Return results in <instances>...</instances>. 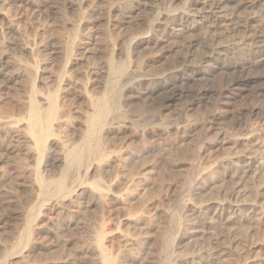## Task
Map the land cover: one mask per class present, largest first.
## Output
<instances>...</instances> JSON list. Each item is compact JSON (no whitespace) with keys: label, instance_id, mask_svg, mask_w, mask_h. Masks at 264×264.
Wrapping results in <instances>:
<instances>
[{"label":"rangeland","instance_id":"374dc122","mask_svg":"<svg viewBox=\"0 0 264 264\" xmlns=\"http://www.w3.org/2000/svg\"><path fill=\"white\" fill-rule=\"evenodd\" d=\"M49 1L52 4L54 2L55 3L53 5L52 4L46 5L44 6V8L42 7L37 8L35 6H32L31 4H26L25 0L22 1L0 0V14L5 12V15L7 16L10 15L9 19L13 21L14 30H15V35L10 39L12 44L2 43L3 41H0V56H2L3 54L4 55L7 54L11 57L10 66L7 68V70H5V72L2 75H0V107H1L0 120L1 118L3 119L1 120L2 123V125H0L1 127L5 125L6 121H11L12 119H16V118L17 119L23 118L24 116L21 115H25L27 111V109H24V107L27 108V101H28L27 96H29L28 93L30 94L29 90L31 89L30 85H32V78L29 77L28 71H26L28 74L22 72H25V70H27V68H29L30 66L37 64L41 66L45 64V66L47 67L46 70L47 72L45 73L46 81L44 86L45 87L44 93L46 92L50 93L52 91L55 92L56 88L58 90L59 88L58 87L59 83L57 80L58 76L63 72V68H65L64 66H66L67 64L66 63L67 57L65 58L66 52L64 53L65 51L64 49L66 45L65 43H67V41L70 39L71 36L77 33L76 29L77 31L79 30L78 32L80 33V35L78 33L79 37L77 38L78 41L76 42V46L78 45L77 46L78 49H76L74 55H77L78 57L73 56V58L76 59L78 58L79 60L73 59L74 60V63L72 60L73 65L71 64L70 68L69 69L67 68V70L69 71L68 75L71 76L72 78L70 82L72 84H70V86H66L65 89L62 88L63 89L62 93L68 92L69 94L66 98L67 103L69 105V106L67 105L68 107L66 106V110L67 113H70L72 122L77 121L78 117L82 116V113L86 110V101L84 98V94H85L84 92L87 84L94 85V87L97 88L96 91L98 93H102L104 91V85L106 84L107 81L106 80L107 74H106V69L102 67L107 62L110 55L112 57L114 54V59L115 61L117 60L116 62H119L121 64L122 63L126 64L127 68L129 69L132 68L133 70L131 69V71H134L135 73V75H133L135 76L134 79L137 78L138 76L155 77L164 73L165 70L167 71V69L176 66L178 63L180 64L183 61L186 53H188V51L190 50L189 43L194 42L199 45L198 42H201L200 36H194V35L191 36V33L176 32L177 29L179 30L181 28L180 24L182 22L180 21L174 22L173 18L167 19L168 20L167 25L169 24L167 30H165L164 27H158L156 23V21L159 22L158 19L161 18L166 19L165 14L168 11L167 9L176 12H179L181 10L190 11L189 9H191V6L188 3V1L190 2V0H173V1L172 0H141V1L114 0V2L111 0H90L91 2L87 0L90 5L87 6L88 2H86V4L84 3L82 5V9H80L79 6L75 5L74 3V1L77 3L78 0H66V1L49 0ZM117 1L119 3H117ZM251 1L257 3V6L256 5L253 6L251 8L252 10L246 9L247 11L241 9L240 10L241 13L238 12L235 15L237 17H234L236 19H234V24L232 26L233 28L232 27L230 29L223 28L222 30L221 28H218L213 30V32L208 33L207 35L209 37H216L219 41H222L223 44L224 43L236 44V42L237 43L244 42V40H242L244 38L243 29L241 31L237 25L244 24L243 22L247 21L249 18L251 21L250 25L253 27V30L259 29V31H262L264 33V21H262L264 20V12L261 11L260 6H258L259 3L257 2L258 0L256 1L251 0ZM123 2L125 3L130 2L129 6L131 7H135V8L140 7L133 14V17H137L138 20L137 18H134L135 20H137L135 24H124L122 26L116 25L117 27L114 25L115 27L114 28L113 24L116 23L115 21L116 19L115 16L113 15L116 14L111 10L112 8H114V6H116L117 8L120 7L122 9H125L126 7L129 8L128 4L127 3L122 4ZM262 2L264 3V0H262ZM111 4H114V6ZM150 4L152 7H149ZM123 5L126 6L124 7ZM169 5L171 8L169 7ZM22 6L24 7L22 8ZM63 8H66L65 9L66 12H64L65 14L63 13L64 10ZM77 8L80 9V12ZM1 10L3 11L1 12ZM81 10L85 13L81 12ZM18 11H20V15ZM242 11L244 12L242 13ZM256 12L257 14H255ZM15 14L17 17L15 16ZM66 15H68V17L70 18L66 17ZM240 15H242V17ZM64 17L66 19L68 18V20H66ZM81 17H84L83 21L86 23V25L83 26L82 24L81 26L83 27H79L80 29H78L76 28L79 26V23L77 22L81 21ZM2 20L3 19L0 18V25L4 24V21ZM234 26L236 27V29ZM150 31L151 33L153 31L154 34H151ZM214 32L215 34L213 35ZM148 34H150V36H152L155 39V44L153 46H151L150 48L146 46L138 48L135 45H133L135 38L139 36H145ZM239 34H242V36L240 37ZM79 38L81 39V41ZM195 39H197L198 41ZM23 48H27L28 52L26 50H23ZM30 48L33 50L34 53L33 52L31 53ZM53 48L54 51L52 50ZM77 50L80 51L78 52ZM181 51H183V53ZM193 51L194 50H192V52ZM77 52L80 55L77 54ZM81 52L82 53L84 52V55ZM98 67H101V69ZM262 68L255 69L254 71L252 70L244 74V76H247L249 80H253V81L249 84L248 87L242 88L243 90L240 91V93L236 96L234 103L230 108L228 109L222 108L220 110L221 112L220 111L218 112L220 113L218 117L219 120L217 119L214 122L215 124L213 123L214 127L212 125L211 126L212 128H210L209 131H206L203 128L202 120L204 119L202 117L203 112H201L202 115V116L200 115L201 118L197 119V121L195 119L196 122L193 121L194 123L197 124V130L195 131L196 133L193 132L191 135H188L185 138H181V140H175L171 136H166L160 139L159 141H157L155 143V147L151 148L147 152L144 151L142 158L136 164L137 166L135 164L132 166L126 165V167L123 168L124 170L122 172L127 174L128 177L133 173H135L133 174V176L136 177L135 183L123 187L124 189L122 191V193H126L128 200V201L126 200L127 202L125 201L126 203L123 204V207H126V209L133 210L134 215L121 212L119 216L114 217L115 219L114 218H111L113 220L109 219L110 221L109 220L108 221L110 223L107 221L106 223L108 224L105 223L106 228L104 227L103 229L106 232V234L108 233L107 236H109L110 234L112 235L111 236L112 239L107 240L108 242L106 241L105 243V246L107 247V251L112 255V257L117 256L119 258L118 259L119 263L128 261L129 263H136V264H172V263L174 264V263H178V260H180L181 258L192 259L193 256L196 260H198L197 258H199L200 255L204 256L206 254L211 253L210 250L213 247V243L211 242H213V238L218 236L217 234H221L222 232L221 226L219 224L216 225L217 223H214L213 225H209L208 223L210 221L207 220L203 222L204 220L202 221L201 220L202 217H201V219L199 218V220H201L202 223L199 222L197 226H200L202 228H199L197 230L188 229V225L192 224L193 222H196V218L193 219L194 217L191 216H183L182 209L185 208V206L188 204L190 200L191 201L196 200L193 201L194 202L193 204H195L197 207H201L204 211V214L206 213L210 214L211 212H213V210H215L217 206V203L219 202V200H217V187L215 186H221L222 184H225L229 180V178L225 174H229V172H231L230 170L232 168L231 162L235 160L237 157H239V155H242L241 152L243 154L244 152H246L244 150L248 148L247 146L249 140L255 141L257 139V136L259 134H262L260 127L258 129L259 123L262 120H264V105H263L264 104V67ZM95 71H97L96 72L97 74L94 73ZM84 72H87V74ZM22 75L23 77H21ZM213 78L215 80H213ZM230 78L232 79V76L227 77L225 75H221L220 73H216L215 75L212 76V78L211 77L208 78V83H205L207 85L203 83L202 84L199 83L198 86L197 84L193 86L194 87L197 86L196 91L206 86L209 88L213 87L214 89L213 95H216L221 88L226 86L227 80H230ZM191 87L192 85H190V88ZM194 87H192L191 89L193 90ZM254 88L257 90H255ZM252 89L255 90V93H253L254 91H252ZM193 91L194 92L192 91L190 92L189 86L183 91L182 94L183 99L180 103H177V107H176L179 108L180 110L175 108L172 110L173 111L172 113H166L163 115L162 108L165 98L168 95L166 93L165 95L164 93H161V94H157V96L156 95L153 96L152 97L153 99L151 98L150 100L144 98L124 100L122 98L120 99L122 102L119 100L121 105L120 108L121 110H116L113 114L116 118L124 113L127 114L128 117H130L129 119L125 120V122H128L127 123L128 125L134 123L135 127L132 126V129L130 130L131 133L129 132L131 135H134L136 133L141 134L145 130L151 131L152 129L149 128L152 127L153 129L156 128V129H160L161 131L167 130L173 134L175 133L177 128L181 127L180 125H182L183 127L186 126V123L184 122L183 119L186 109L183 106L186 103H188L189 100H191L192 97L190 96H193L194 93H196L195 88ZM256 93L258 95L261 94L259 95L260 98H258L259 96L256 95ZM217 99L218 97L214 96V101ZM259 104H261L262 106H259ZM160 106H161V110H160ZM252 107L260 108L261 115L260 116L258 115V117L257 115H250L249 111L253 109ZM19 109L24 114L23 113L21 114ZM195 109L199 110V107H195ZM224 109L227 112H225ZM176 111L177 112L179 111L180 113L177 114ZM3 112L5 115H3ZM11 115L12 118L10 117ZM166 116L168 117L166 118ZM73 117L75 119H73ZM256 117L258 118V122L260 121L259 123L257 122ZM158 119L160 120V122ZM165 120H166L165 125L161 126V122ZM123 122L124 121H122L121 124H123ZM197 122H200L199 125ZM115 123H118V121H115ZM240 124L242 126H240ZM157 125H159L158 126L159 128L157 127ZM240 127L241 129L239 130ZM0 129L3 131L4 128L2 127ZM139 130L140 132L142 130L143 131L141 133L137 132ZM70 132H68L67 134L61 133L60 136L62 137L63 135V137H65L63 138L65 139L64 141L66 142L70 141V140L68 141V138L70 139L71 136H73L72 131ZM252 134L253 136H251ZM143 145L131 144L130 150L133 151L141 150L147 144H145L144 146ZM20 149H22V147L16 149L17 151L11 155L8 154L5 156L4 153H0L2 154L0 155L1 156L0 158V260L1 261L0 263H5V262L11 264L14 263L15 264L17 263L18 264H95L97 263L98 264L100 263L98 262L96 257H94L95 254L92 253L91 251L89 252V250L91 249L92 244L95 241L94 240L96 237L95 234L99 230V227L102 224V223L100 224L102 218L96 213L85 212L84 210L85 208L83 207L75 208L76 206H72L65 209V211H67L65 212L67 215L65 213L59 214L61 210L60 211L57 210L55 212L52 211L50 206L48 205V202L44 204L41 201V196L37 197V194L39 195V192L34 188L32 184L35 178V174H34L35 171L33 170H35L36 168L35 167L36 163L32 160L27 159L24 156V154L21 153ZM13 157L16 161L13 159ZM24 158H26L27 160L26 159L24 160ZM45 164L46 162L42 163V168H44ZM198 168H200V170ZM25 169L28 171H26ZM53 170L55 171L56 169ZM123 173H121V175H124ZM138 173H140V175ZM146 173L148 174L151 173L150 179L147 180L145 179L144 174ZM212 174H214L213 180L216 184H213L211 186L208 185L206 186L205 185L206 183L204 181L209 180V178L212 177ZM257 178L255 181L260 180V182L257 181L256 185L261 186V183L264 181V176H258ZM192 180L194 181L193 182L194 185L192 184L191 185L192 187H188L187 184H189L190 181ZM198 184L202 188L201 193H198L195 190H193ZM168 186H172V189L168 193H166L165 189H167ZM182 187L185 189H183ZM83 189H85V186L83 187ZM261 193H262V197L260 200L261 203L260 205L264 209V189L261 191ZM82 201L83 202L85 201L83 204L85 205L86 200H82ZM201 201L203 202L204 205L202 204ZM42 203L43 205L41 206L40 204ZM145 207L146 208L148 207L153 210L156 209L155 211L152 212L153 214L151 213V217L142 216L139 214L140 212L137 213V211H139L138 210L139 208L141 209ZM134 208L137 209L136 212ZM33 209L35 211H33ZM167 210L170 212H168ZM38 212L39 214L41 213L40 218L39 216H37ZM61 215H65V216L61 217ZM180 215H182V218ZM178 216L180 219L178 218ZM31 218H34L35 219L34 221L36 222H33L32 224L33 230H31L30 232L31 234L29 236L27 234L26 228L28 221H30ZM186 219L191 223L186 221ZM179 220L182 222H180ZM262 221L260 223V226L259 224H255L254 225L255 227L253 226L252 232L249 233L248 235L246 233L247 230H249L248 229L249 227L245 226L240 228V226H237L238 228L235 230V234L236 237L241 242L238 245L233 246V248L231 249L232 254L229 255L230 254L229 253L227 255H224L220 263L216 262L215 257H213L212 260H209V262L208 260H206V262L211 264H221V263L234 264V262L237 261L236 259L240 256V258L241 257L243 258V260L241 258V260L239 261V262L242 261L241 263H245L244 260H247V263L264 264V218L262 219ZM117 222L119 224H117ZM35 223L37 224L35 225ZM205 223L207 224L205 225ZM185 224L187 226H185ZM141 229H143V231ZM187 229L189 231H187ZM200 230L201 231L203 230L202 231L203 233H199L201 232ZM182 237H185V239H182ZM229 240L230 239L228 238L224 240L225 242L220 243L221 249H225L229 247L228 245H230L229 243L231 241ZM127 242L131 244L128 243L129 244L128 245ZM11 257L13 259L8 260V258ZM230 261L233 262L231 263Z\"/></svg>","mask_w":264,"mask_h":264},{"label":"bare ground","instance_id":"6f19581e","mask_svg":"<svg viewBox=\"0 0 264 264\" xmlns=\"http://www.w3.org/2000/svg\"><path fill=\"white\" fill-rule=\"evenodd\" d=\"M25 1H26V4H31L32 6H35L37 8H39V7L44 8V6L52 4L49 0H25ZM64 1H66V0H64ZM111 1L114 2V0H111ZM86 2H88V1L87 0H78L77 3L74 1L75 5L79 6L80 9H82V5L84 3L86 4ZM257 2H259L258 6H260L261 11L264 12V3L262 2V0H258ZM117 3H119V2L117 1ZM124 3L125 2H123L122 4H124ZM126 3L129 6L130 2H126ZM188 3L191 6V9H189L190 7L188 8L190 11L181 10L179 12H176V11H173V10L170 11L169 9H167L168 11L165 14L166 19L161 18V19H158L159 22L156 21L158 27H164L165 30H167V27L169 25V24L167 25V23H168L167 19L173 18L174 22H178V21L182 22L180 24L181 28L179 30L178 29L176 30L174 28L176 30V32L191 33V36H193V35L194 36H200V38H201V42H198L199 45L197 43H194V42L189 43L190 53H189V51H188V53H186L183 61L180 64L178 63L179 65L177 64L178 66L175 64L176 66H174L170 69H167V71L165 70L164 73H162L158 76H155V77L138 76L137 78L134 79L135 76H133V75H135V73H134V71H131L132 68L129 69V68H127L126 64H123V63L121 64L119 62H116L117 60L115 61L114 54L112 57L110 55L109 59L107 60V62L102 67V68L106 69V74H107V77H106L107 81H106V84L104 85V91L102 93H98L96 91L97 88H95L94 85H92V84L88 85L87 84L85 87V92H84L85 93L84 98L86 101V110L82 113V116L78 117L77 121L74 120L75 122H72L70 113H67V110H66V106L68 105L66 98L69 94H68V92L62 93V90H63L62 88L65 89L66 86H70V84H72V83H70L72 78H71V76L68 75L69 71L67 70V68L69 69L71 64H72V60L76 59V58H73V56L78 57L77 55H74L76 52V49H78V47H77L78 45L76 46V42L78 41L77 38L80 35V33L78 32L79 30L77 31V29H76L77 33H75L73 36H71L70 39L67 41V43H65L66 41L64 42L66 45H65V49L64 48L63 49L65 50L64 53L66 52L65 58L67 57L66 58L67 64L65 63L66 66H64L65 68H63V72L58 76V79H57L58 83H59L58 90L56 88L55 92L52 91L50 93H47V92L44 93V91H45L44 86H45V81H46L45 73L47 72L46 71L47 67L45 66V64L40 66L37 63H34L37 65L30 66L29 68H27L25 66L27 68V70L24 69L25 72H22V73L28 74L26 72V71H28L29 77L32 78V85H30L31 89L29 90L30 94L28 93L29 96H27L28 97L27 98V100H28L27 101V108L24 107V109H27V111H26L25 115H21V116H24L23 118H18V119L16 118V119H12L11 121H6L5 125L2 126L4 128L3 129L4 132L0 129V153H4L5 156L8 154L11 155L17 151L16 149L22 147V149H20L21 153H23L27 159L32 160L36 163V166H35L36 168H35V170H33V171H35V173H34L35 178H34V182L32 184H33L34 188L39 192V195L37 194V197L41 196V201L44 204L48 202V205L50 206L52 211L55 212L57 210H59V211L61 210L59 212V214L60 213L64 214L65 212H67V211H65V209L72 207V206H76L75 208L83 207V208H85L84 209L85 212L96 213L102 218V221H100V224L101 223L102 224L100 227L98 226L99 230L97 229L98 231L95 234L96 237L94 236L95 239L93 238L95 241L93 240L94 243L92 244V247L89 250V252L91 251L92 253L95 254L94 257H96L98 262H100L98 264H136V263H129L128 261H125L123 263H119L118 262L119 258L117 256L112 257V255L110 253H108L107 247L105 246L106 241L112 239V237H111L112 235L110 234L109 236H107L108 233L106 234V232L103 230L105 227V223L109 219L119 216V214H121V212L130 214V215L133 214V210L126 209V207H123V204L126 203L128 200H127L126 193H122V191L124 189L123 187H125L127 185L129 186V185H132L133 183H135L136 177L133 176V174H135V173L131 174L128 177L127 174L122 172L124 170L123 168L126 167V165L127 166L128 165L132 166L134 164L136 165L137 162L142 158L144 151L147 152L151 148L155 147V143L157 141H159L160 139L166 137V136H171L175 140H181V138H185L186 136L191 135L193 132H195L197 130V124L194 123L193 121H195V119L197 121V119L201 118L200 117L201 112H203L202 113L203 116L202 115L201 116L204 119V120H202L203 121V123H202L203 128L206 131H209L210 128H212L211 126L213 125V123L219 117L220 113H218V112L222 108H226V109L230 108L232 106V104L234 103L236 96L240 93V91L243 90L242 88L248 87L249 84L253 81V80H249L247 78V76H244V74L248 73L252 70L254 71L255 69H259V68L264 67V33L262 31H259V29L253 30V27L250 25V23H251L250 18L245 22L242 21L244 24L237 25L241 31L243 29L244 34L243 33L242 34L244 35V38L242 40H244V42H240L241 41V39H240V41H239L240 43H237L235 41L236 44H225V43L223 44L222 41H219L216 37H209L207 35L208 33H211V32H213V30L218 29V28H221V30L223 28H227V29L229 28L230 29L234 24V19H236L234 17H237L235 15L238 12H240L241 9L252 10L251 8L255 5L257 6V3H255L254 1H251V0H248V1L247 0L246 1L245 0H190V2L188 1ZM89 5L90 4L88 2L87 6H89ZM111 5L114 6V4H111ZM119 5H121V4H119ZM55 6H53V7H55ZM23 7L24 6H22V8ZM115 7L116 6H114V8H112V6H111V8H112L111 11L116 14L113 16H115V19H116L115 21L117 23V24L116 23L113 24V27H114V25L115 26L116 25L122 26L124 24H135V22L138 20L137 17H133V14L140 7L135 8V7L129 6V8L126 7L125 9H122L120 7H118V8L117 7L115 8ZM149 7H152L151 4ZM169 7H170V5H169ZM18 8H19V6H18ZM63 9H62L63 13L66 12L65 11L66 8H63ZM80 9H78L79 12H80ZM155 9H156V7H155ZM2 11L3 10H1V12ZM18 12L20 15V11H18ZM81 12H83V11L81 10ZM243 12L244 11H242V13ZM257 12L255 14H257ZM3 13L0 14V18L3 19L2 21H4V24L3 25L1 24L2 26L0 25L1 26L0 27V41H3L2 43L12 44L10 39H11V37H13L15 35L14 23H13V21H11L9 19V16H10L9 14H8L9 16H7V15H5V12H3ZM83 13H85V12H83ZM6 14H7V12H6ZM259 14H261V13H259ZM61 15H63V14H61ZM83 15H81V16H83ZM15 16H16V14H15ZM240 16L242 17V15H240ZM66 17H68V15H66ZM138 17H140V16H138ZM260 17H261V15H260ZM68 18H70V17H68ZM68 18L67 19L65 18V19L68 20ZM134 18H137V20H135ZM83 19H84V17H81V21L77 22V23H79V26L77 25L78 27H76V28L80 29L79 27H83L86 25V23L83 21ZM262 21H264V20H262ZM73 23H75V22H73ZM82 24H83V26H81ZM235 29H236V27H235ZM106 31H108V30H106ZM215 32L213 33V35L215 34ZM71 33H73V32H71ZM78 33H79V35H78ZM150 33H151V31H150ZM151 34H154L153 31ZM242 34H239L240 37L242 36ZM184 36H183V39H184ZM84 38H86V37H84ZM106 39H108V38H106ZM195 40H197V39H195ZM80 41H81V39H80ZM83 42H85V41H83ZM154 44H155V39L152 36H150V34L145 35V36H139V37L135 38L134 43H133V45H135L138 48L143 47V46L150 48ZM54 48L52 49L53 51H54ZM187 49H188V47H187ZM23 50L27 51V48H23ZM192 50H194L193 51L194 53L192 52ZM32 52H33V50L31 49V53ZM55 52H53V53H55ZM78 52H77V54H79ZM181 52L183 53V51H181ZM3 53H1V54H3ZM92 53H94V52H92ZM82 54L84 55V52ZM62 55H63V53H62ZM83 57H85V56H83ZM42 59H43V57H42ZM76 60H79V59L77 58ZM73 63H74V60H73ZM10 64H11V57L9 55L3 54L2 56H0V75H2L5 72V70H7V68L10 66ZM91 64H92V62H91ZM101 65H103V64H101ZM141 65H143V64H141ZM98 68L101 69V67H98ZM88 69H90V68H88ZM96 72L97 71H95L94 73H96ZM84 73L87 74V72H84ZM216 73H220L221 75H225L227 77L232 76V79L230 78V80H227L226 86L221 88L216 95H213L214 89H213V87H211V85H210L211 88L206 86L204 88L201 87L202 89H199L198 91H196L197 90L196 87L199 85V83L200 84L208 83V78L209 77L212 78V76L215 75ZM20 74H21V72H20ZM90 76H92V75H90ZM21 77H23V75ZM87 80H90V79H87ZM213 80H215V79L213 78ZM30 84H31V82H30ZM196 84H197V86L194 87ZM190 85H192V87L195 88L196 93H194L193 96H190V97H192L191 100L188 99L189 102L186 104L184 103L185 105L183 106L186 109L185 115L183 116V119H184V122L186 123V126L183 127L182 125L179 124L182 128L181 127L177 128L175 133H173V134L170 131H167V130L161 131L160 129H156V128L153 129V127H152V128H149V129H152L151 131H146V130L143 131L142 130L143 132L141 131L142 132L141 133L139 130L137 132H140L141 134L136 133L134 135H131L130 130L132 129V126H134V123L132 124L130 122L131 124L128 125L127 124L128 122H125V120L129 119L130 117H128L127 114H125L124 112H122L124 114H121L117 118L113 114L116 110H121L120 109L121 105H120L119 100L122 98L124 100L125 99H140V98L150 100L153 96H155V95L157 96V94H161V93H164V95L166 93L168 95L165 98L163 108H162L163 115L166 113H172L173 112L172 110L177 107V103H180L182 101L183 91L186 88H188V86H189L190 92L191 91L194 92L193 91L194 88L192 90L191 89L192 87L190 88ZM205 85H207V84H205ZM254 89H252V91H254L253 93H255V90H257V89H255V90ZM256 95H258V94L256 93ZM259 95H261V94H259ZM214 96L218 97V99L215 101H214ZM184 97H186V96H184ZM255 97H257V96H255ZM258 98H260V96ZM259 106H262V105L259 104ZM122 107H123V105H122ZM195 107H199V110H196L197 108L195 109ZM255 107H256V105H255ZM176 109H179V108H176ZM160 110H161V106H160ZM260 110H261L260 108H253V109H251V111H249V113H250V115H257V117H258V115L259 116L261 115ZM4 112H6V111H4ZM4 112H3V115H5ZM13 112H14V109H13ZM69 112H70V109H69ZM222 112H224V111H222ZM225 112H227V111L225 110ZM229 112H230V110H229ZM20 113L22 114L23 112L20 110ZM20 113H19V116H20ZM178 113H180V112L178 111L177 114ZM78 114H79V112H78ZM1 115H2V113H1ZM168 116H166V118ZM10 117L12 118V115ZM14 117H17V116H14ZM196 117H198V118H196ZM6 118H5V120H6ZM175 118H176V116H175ZM220 118H222V117H220ZM243 118H245V117H243ZM73 119H75V118L73 117ZM1 120H3V119L1 118ZM1 120H0V125H2ZM173 120H175V119H173ZM115 121H118V123H115ZM122 121H124L123 124H121ZM199 121H201V120H199ZM159 122H160V120H159ZM257 122H258V118H257ZM165 123H166V120L162 121L161 126L165 125ZM175 123H176V121H175ZM197 123L199 125L200 122H197ZM241 124H240V126H242ZM158 126L159 125H157V127ZM2 127L0 126V128H2ZM167 127H169V126H167ZM213 127H214V125H213ZM244 127H243V129H244ZM259 127H260L262 134H259L255 141L249 140L248 141L249 143L247 146L248 148L246 150H244L246 152H244V154L241 152L242 155H239V157H237L235 160H233L231 162L232 163L231 164L232 168L230 169L231 172H229V174H225L229 178V180L225 184L221 183L222 184L221 186H215V187H217V200H219L215 210H213V212H211L210 214H208V213L204 214V211L201 207H197L195 204H193L194 203L193 201H196V200H192V201L190 200L188 202V204L185 206V208L182 209L183 210V216H191V217H194L193 219L196 218V222L192 221L193 223L188 225V229L197 230L199 228H202L200 226H197V224L199 222L202 223L201 220L202 221L204 220L203 222H205L207 220L210 221L208 223L209 225H213L214 223H217L216 225L219 224L221 226V229H222L221 234H217L218 236L213 238V242H211V243H213V247L210 250L211 253L206 254L204 256L200 255L199 258H197L198 260H196L193 256H192V259H182L181 258L180 260H178V263H174V264H211L208 262H209V260H212L213 257H215L217 263H220L222 257L224 255L229 254V253H230L229 255H231L232 254L231 249L233 248V246H236L241 242L236 237V234H235V230L238 228L237 226H240V228L245 227V226L249 227L248 228L249 230H247V228H246V230H247L246 234L247 235L252 232L253 226L255 224H259V226H260V223H261L262 219L264 218V209L260 205L261 204L260 200L262 197L261 191L264 189V181L261 180V181H263L261 183V186H259V185L257 186L256 182L258 180L257 181H255V180L258 176H264V120H262L259 123L258 129H259ZM165 128H166V126H165ZM240 129H241V127L239 128V130ZM70 131H72L73 136H71V138L72 137L73 138L72 139L68 138V141L69 140L70 141L66 142V141H64L65 139H63L65 137H63V135L61 137L60 135H61V133L67 134ZM256 135H257V132H256ZM251 136H253V134ZM200 138H201V136H200ZM161 142H162V140H161ZM130 143L131 144H140V145L147 144L148 146L143 145L144 147L141 150L133 151V150H130V145H131ZM0 155H2V154H0ZM195 157H196V155H195ZM235 157H236V155H235ZM0 158H1V156H0ZM26 158H24V160ZM233 158H234V156H233ZM13 159H14V157H13ZM193 160H194V158H193ZM43 162H46V164L44 165V168H42ZM15 166H17V165H15ZM32 166H30V167H32ZM28 169H30V168H28ZM53 169H56L57 171L55 170L56 171L55 172ZM198 169L200 170V168H198ZM26 171H28V170H26ZM203 172H204V170H203ZM121 173H123L124 175H121ZM205 173H206V170H205ZM138 174L140 175V173H138ZM113 175H115V176H113ZM213 175L214 174H212V177L209 178V180L204 181L206 183L205 184L206 186L207 185L211 186L213 184H216L213 180V178H214ZM251 176H252V178H251ZM144 177L146 180L150 179L151 173L144 174ZM228 178H226V179H228ZM257 179H259V178H257ZM219 181H221V180H219ZM193 182L194 181L192 180V181H190L189 184H187L186 182L185 183L188 185V187H192L191 185L193 184ZM258 182H260V180ZM84 186H85V189H83ZM128 189H129V187H128ZM171 189H172V186H168L167 189H165V192L168 193ZM183 189H185V188H183ZM193 190H195L198 193L202 192V188H201V186H199V184ZM213 192H215V191H213ZM82 200H86L85 205H83L85 201L83 202ZM38 201H39V199H38ZM43 203L40 205L42 206ZM202 204H203V202H202ZM136 208H138V207H136ZM138 210L139 211H137V209H135V212L136 211H137V213L140 212L139 214L142 216H145V217H151V213L153 211H155L156 209L153 210V209H150L148 207L147 208L145 207V208H141V209L139 208ZM179 210H181V209H179ZM33 211H35V210L33 209ZM168 212H170V211H168ZM40 214H39V212L37 213V216H39V218H40ZM175 214H177V213H175ZM180 214H182V213H180ZM56 215H58V214H56ZM62 216H65V215H61V217ZM142 216H140V217H142ZM180 216L182 218V215H180ZM132 217H134V216H132ZM201 217H202V219H201ZM73 218H74V216H73ZM178 218H179V216H178ZM199 218L201 220H199ZM37 219H38V217H37ZM34 220H35L34 218H31V220L28 221V224H27L26 230H27V234L29 236L31 234L30 233L31 230H33L32 224H33V222H36ZM111 220H113V219H111ZM37 221H39V220H37ZM83 221H84V219H83ZM186 221H188V220L186 219ZM180 222H182V221H180ZM188 222H190V221H188ZM36 224L37 223H35V225ZM106 224H108V223H106ZM117 224H119V223L117 222ZM206 224L207 223H205V225ZM120 226H121V224H120ZM185 226H187V225L185 224ZM35 228H36V226H35ZM212 228H214V227H212ZM216 228H217V226H216ZM188 229H187V231H189ZM141 230L143 231V229H141ZM257 230H258V228H257ZM259 230H260V228H259ZM202 231L201 232L198 231V232L203 233ZM190 232H189V234H190ZM193 232H195V231H193ZM32 233H34V232H32ZM236 233H238V232H236ZM194 236H196V235H194ZM226 236H227V238H226ZM139 237H141V236H139ZM228 238L231 240V241L229 240L230 241V243H229L230 245H228L229 247L225 248V249H221L220 243L225 242L224 240L228 239ZM182 239H185V237H182ZM129 242H127V244ZM129 244H131V243H129ZM235 251H233V252H235ZM12 257H14V256H12ZM12 257L8 258V260L13 259ZM87 258H89V257H87ZM239 258H240V256L236 259L237 261L234 262V264H252V263H247V260H244L245 263H241L242 261L241 262H239V261L241 260L242 257L240 259ZM206 260H208V262H206ZM242 260H243V258H242ZM143 263H145V262H143ZM223 263H224V261H223ZM0 264H11V263L5 262V263H0ZM95 264H97V263H95Z\"/></svg>","mask_w":264,"mask_h":264}]
</instances>
